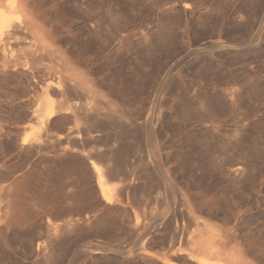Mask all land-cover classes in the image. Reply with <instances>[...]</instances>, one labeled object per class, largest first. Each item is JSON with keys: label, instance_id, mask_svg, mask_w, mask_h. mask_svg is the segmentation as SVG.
<instances>
[{"label": "rangeland", "instance_id": "rangeland-1", "mask_svg": "<svg viewBox=\"0 0 264 264\" xmlns=\"http://www.w3.org/2000/svg\"><path fill=\"white\" fill-rule=\"evenodd\" d=\"M21 1L101 95L0 36V264H264V0Z\"/></svg>", "mask_w": 264, "mask_h": 264}, {"label": "bare ground", "instance_id": "bare-ground-1", "mask_svg": "<svg viewBox=\"0 0 264 264\" xmlns=\"http://www.w3.org/2000/svg\"><path fill=\"white\" fill-rule=\"evenodd\" d=\"M10 28H11V32H13L14 34L16 33L19 35L20 34L25 35L27 33L31 37V39L33 40L31 43V46L27 50L28 55L30 57L28 60L29 64L28 63L27 64L30 65V69H27L25 67L23 72H22L23 74L26 75V78L28 76V79L30 78V80L32 82H37L38 78H39V73L44 72L43 70H45L47 68V66L45 64H43V61L45 59H48V60L51 59V61L53 60L58 66H61L63 68V70L65 71L66 75L63 77L64 81L73 80L75 85H77L78 87L87 88V89L89 88V89L93 90L94 92L96 91L97 94L101 95V91L95 87V85L92 83V80L90 79L89 75L84 73L79 68V66L65 53V51L62 50L63 48H61L56 43L57 40L54 39V35H53L52 31L49 28H46L43 23L39 22V20L37 18L35 19L34 17H31V15L29 16L27 14L26 7L22 3L21 0H9L5 4L0 5V36L3 37L2 34L5 35V31L7 33V31H9ZM8 33H9V35L11 34L10 31ZM13 33H12V36H13ZM12 38L13 37H11L10 39H12ZM15 38H17V37H15ZM26 38H28V37H26ZM1 40L3 41V39H1ZM16 40H14V41H16ZM18 40H19V38H18ZM25 40H27V39H25ZM14 41L12 43H16ZM19 41H17V42H19ZM21 41H22V39H21ZM10 42H8V43H10ZM3 60H5V59H3ZM8 61L10 62V60H8ZM5 62H7V61H5ZM10 64H12V63H10ZM16 66L17 65L14 66L15 67L14 69H16ZM6 67H4V68L7 69ZM1 70H3V69H1ZM8 70L9 69H7V72H8ZM3 71H6V70H3ZM10 71H11V69H10ZM25 71H26V73H25ZM29 83H31V82H29ZM71 83H73V82H71ZM54 84L51 82H48L45 85H43V92H45L44 93L45 97H44L40 107L38 109H35L34 110L35 113H33L31 115L32 116L31 118H33L34 120L39 122V124H41V127L44 126L45 129L48 126V123H49L50 119H52L53 116H55L59 113L67 112L69 109L67 107V105H65V103L60 102L58 100H57L58 102H56V104H55V101L53 99H56L59 95H61L62 90H61V87H59V85L55 84V85H57V86H55ZM61 84H62V82H61ZM61 86H63V85H61ZM116 112H117V115H116L117 118L118 117L121 118V117L125 116V113L123 112L122 107L121 108L117 107ZM37 140H38V138H34L33 141H37ZM30 141H31V139L28 137H24L22 139V143H28ZM93 165H94L93 170H94V173L96 175V182H97V186H98L100 195L102 196V198L105 201L109 202V201H111V199H113V190L114 189H113V187H110L107 184L106 178H105V172H104L103 168H101L100 166H97L95 164H93ZM234 171H235V169H234ZM6 194H8V193H6ZM8 203H9V201L7 202V204ZM7 206H10V205H7ZM7 217L8 216L6 215L5 218H7ZM1 219H0V221H1ZM9 219H11V217ZM4 221L6 222L7 220L3 219L2 223H4ZM203 227L205 229V226H203ZM212 229L213 228L211 227L209 231H212ZM200 230H203V229H200ZM202 233H205V230ZM204 236L207 237L206 235H204ZM215 240L216 239H214V237H212V238L209 237L204 242H202L203 244H202L201 252L203 255L202 254H201V256L200 255H197V256L193 255L194 257H197L199 259L198 260L199 262H197V263H199V264H242L241 263L242 258H241L240 254H234V255L232 254L231 257H227V255L222 254L223 250H225V249H223L222 252L215 251V249H216ZM199 242H200V239H199ZM198 246H200V245H198ZM213 247H215V249ZM212 248L214 250H211ZM204 254L208 255L209 257L214 259V261H212V259L211 260L207 259L209 257L205 258L206 256ZM202 256H205V257H202ZM190 258H191V256H190Z\"/></svg>", "mask_w": 264, "mask_h": 264}]
</instances>
